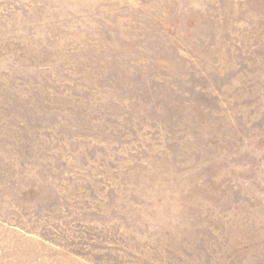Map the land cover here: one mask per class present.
I'll use <instances>...</instances> for the list:
<instances>
[{"label":"rangeland","instance_id":"374dc122","mask_svg":"<svg viewBox=\"0 0 264 264\" xmlns=\"http://www.w3.org/2000/svg\"><path fill=\"white\" fill-rule=\"evenodd\" d=\"M0 264H264V0H0Z\"/></svg>","mask_w":264,"mask_h":264}]
</instances>
